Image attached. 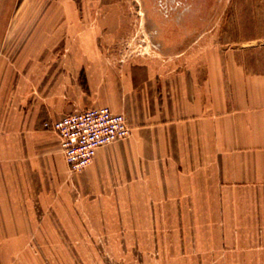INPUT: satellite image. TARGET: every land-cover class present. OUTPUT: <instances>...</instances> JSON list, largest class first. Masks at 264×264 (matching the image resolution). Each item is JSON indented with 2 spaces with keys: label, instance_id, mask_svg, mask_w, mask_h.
<instances>
[{
  "label": "rangeland",
  "instance_id": "374dc122",
  "mask_svg": "<svg viewBox=\"0 0 264 264\" xmlns=\"http://www.w3.org/2000/svg\"><path fill=\"white\" fill-rule=\"evenodd\" d=\"M202 4L30 0V8H71L80 31L61 50L30 64L29 94L2 98L0 264H264V242L223 240L219 210L192 208L197 195L185 184L162 192L153 178L136 173L124 179L119 169L93 185L77 183L86 167L69 170L57 136L44 128L70 113L60 112L65 102L90 92L91 68L105 78L102 68L120 77L141 65L142 73L170 79L203 51L204 41L219 52V42L240 37L235 11L246 15L249 0H205L204 10ZM183 19L194 25L174 29Z\"/></svg>",
  "mask_w": 264,
  "mask_h": 264
},
{
  "label": "crops",
  "instance_id": "0c3cea01",
  "mask_svg": "<svg viewBox=\"0 0 264 264\" xmlns=\"http://www.w3.org/2000/svg\"><path fill=\"white\" fill-rule=\"evenodd\" d=\"M249 1L246 15L235 11L238 39L219 42V52L204 41L203 51L170 79L142 73L141 65L120 77L102 68L105 78L91 68L90 92L60 112L107 107L124 114L132 130L99 147L77 183L93 185L119 169L124 179L153 178L162 192L185 184L197 195L192 208L219 210L223 240L264 242V0ZM75 16L71 8L0 0V104L9 93H30V64L80 31ZM50 158L58 166L57 154Z\"/></svg>",
  "mask_w": 264,
  "mask_h": 264
},
{
  "label": "built area",
  "instance_id": "2783aa9c",
  "mask_svg": "<svg viewBox=\"0 0 264 264\" xmlns=\"http://www.w3.org/2000/svg\"><path fill=\"white\" fill-rule=\"evenodd\" d=\"M58 138L60 151L71 171L87 167L99 147L131 133L126 117L107 107L75 111L44 123Z\"/></svg>",
  "mask_w": 264,
  "mask_h": 264
},
{
  "label": "flooded vegetation",
  "instance_id": "af4514ba",
  "mask_svg": "<svg viewBox=\"0 0 264 264\" xmlns=\"http://www.w3.org/2000/svg\"><path fill=\"white\" fill-rule=\"evenodd\" d=\"M204 2H205V0H201V3H203L202 5H203V8H202V10H204V7H205V4H204ZM195 5V4H194ZM161 11H163V10H161ZM165 12V11H164ZM167 12V11H166ZM180 11L179 10H177L176 12H174L175 14H177V13H179ZM202 13V11L200 12V11H198V14L200 15ZM171 14H173V13H171ZM174 14V15H175ZM195 15H197V14H195ZM180 17L179 18H181L182 17V15H179ZM188 18L190 17L189 15H186ZM192 18H194V16L192 17ZM192 20H182L181 22H179V23H181V27H184V28H190V27H192L194 24H192ZM176 24V23H175ZM173 25V24H172Z\"/></svg>",
  "mask_w": 264,
  "mask_h": 264
}]
</instances>
